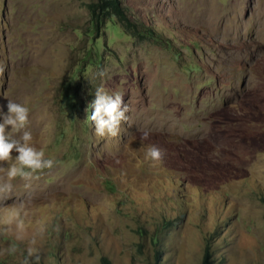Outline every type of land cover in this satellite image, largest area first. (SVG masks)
Masks as SVG:
<instances>
[{"label": "rangeland", "instance_id": "obj_1", "mask_svg": "<svg viewBox=\"0 0 264 264\" xmlns=\"http://www.w3.org/2000/svg\"><path fill=\"white\" fill-rule=\"evenodd\" d=\"M201 1L0 0V110L24 104L55 161L13 182L0 264L32 238L40 264H203L207 236L213 264H264V0ZM98 87L128 106L118 137L88 119Z\"/></svg>", "mask_w": 264, "mask_h": 264}, {"label": "clouds", "instance_id": "obj_2", "mask_svg": "<svg viewBox=\"0 0 264 264\" xmlns=\"http://www.w3.org/2000/svg\"><path fill=\"white\" fill-rule=\"evenodd\" d=\"M3 68L0 67V74ZM104 76V72L97 73ZM90 107L94 108L90 119L95 125V134L99 137H118L121 133L123 123H127L129 109L124 103L123 95L119 92L109 94L103 87H98L95 92V100ZM0 214L6 213L9 206L7 201L12 199L14 193V181L18 178L24 180L25 187H31V181L39 179L37 173L45 169H52L55 161L45 157L43 149L38 150L32 146V134L26 130L29 123V109L20 103L8 100L7 113L0 110ZM9 127L11 131H8ZM13 132H22L18 138L12 135ZM149 133L144 132L143 139L148 138ZM17 155L13 157L12 153ZM165 153L160 148L152 145L146 149V160L156 163L163 161ZM7 165L4 167L3 165ZM33 200L29 193L19 203L13 202L15 216L5 225L3 231L8 233L13 231L11 225L14 224L15 240L22 242L26 239V218L28 207ZM0 223H4L3 216H0ZM37 241L35 238L29 240L27 255L23 264H40L41 255L35 247ZM6 251L13 254L17 251L15 245L10 246Z\"/></svg>", "mask_w": 264, "mask_h": 264}, {"label": "bare ground", "instance_id": "obj_3", "mask_svg": "<svg viewBox=\"0 0 264 264\" xmlns=\"http://www.w3.org/2000/svg\"><path fill=\"white\" fill-rule=\"evenodd\" d=\"M203 1V0H202ZM201 1V2H202ZM196 5V4H195ZM189 6V5H188ZM191 6V5H190ZM238 7V5L237 4H232V9H234V10H237L236 8ZM197 10V9H196ZM195 10V11H196ZM262 10L264 11V8H262ZM259 13H260V15H261V17H263L264 16V13L261 11V9L259 10ZM194 15V14H193ZM207 11H206V9L204 8V9H201V10H199L198 12H197V14H196V16L194 17V19H195V22L197 21L198 23H202V21H205V20H208L210 23L212 22V21H214L215 19H216V14L214 13V14H212V15H210V16H207ZM188 18V17H187ZM186 18V19H187ZM183 19V18H182ZM193 19V18H192ZM221 19V15H218L217 16V20H220ZM183 21V20H182Z\"/></svg>", "mask_w": 264, "mask_h": 264}, {"label": "trees", "instance_id": "obj_4", "mask_svg": "<svg viewBox=\"0 0 264 264\" xmlns=\"http://www.w3.org/2000/svg\"><path fill=\"white\" fill-rule=\"evenodd\" d=\"M115 2V1H114ZM112 9L114 10L115 13H120L121 12V9L119 7V5H115L114 7H112ZM147 33L149 34V31H147ZM151 34V33H150ZM91 117V113H89V120ZM207 245L205 246V254H204V260H203V264H213L214 261L211 260V257H212V238H209L207 236V241H206ZM103 262L104 264H108V262L103 259Z\"/></svg>", "mask_w": 264, "mask_h": 264}]
</instances>
